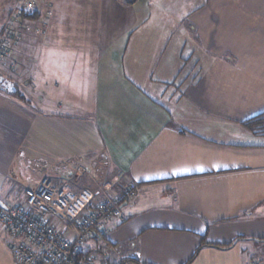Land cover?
Masks as SVG:
<instances>
[{
  "label": "crops",
  "instance_id": "0c3cea01",
  "mask_svg": "<svg viewBox=\"0 0 264 264\" xmlns=\"http://www.w3.org/2000/svg\"><path fill=\"white\" fill-rule=\"evenodd\" d=\"M155 1L43 0L24 19L0 87V204L44 174L73 187L79 166L140 186L88 243L95 264H264V135L242 124L264 111V42L218 15L264 0H194L185 22L152 21ZM16 5L0 0V29Z\"/></svg>",
  "mask_w": 264,
  "mask_h": 264
},
{
  "label": "built area",
  "instance_id": "2783aa9c",
  "mask_svg": "<svg viewBox=\"0 0 264 264\" xmlns=\"http://www.w3.org/2000/svg\"><path fill=\"white\" fill-rule=\"evenodd\" d=\"M42 1L17 2L0 35V59L7 57L9 45L29 29L23 14ZM85 173L76 166L71 179L76 181ZM89 179L93 189L74 193L67 182L58 184L44 174L23 186V201L0 207V227L8 239L11 264H95L90 248L85 250L88 243L107 233L106 222L122 220V206L132 202L140 186L126 181L118 194L112 190L116 180L99 182L91 174ZM91 250L105 249L97 242ZM248 264L260 263L250 260Z\"/></svg>",
  "mask_w": 264,
  "mask_h": 264
},
{
  "label": "rangeland",
  "instance_id": "374dc122",
  "mask_svg": "<svg viewBox=\"0 0 264 264\" xmlns=\"http://www.w3.org/2000/svg\"><path fill=\"white\" fill-rule=\"evenodd\" d=\"M19 0H17L18 2ZM153 1V0H151ZM201 3L204 5L207 0H200ZM231 0H218L217 1V4H222V6L224 7L225 4H231L230 2ZM243 4L245 3L244 1L242 2ZM18 4V3H17ZM260 4V3H259ZM232 5L234 6V3H232ZM263 5V4H261ZM37 7H39L40 5H36ZM262 7V6H261ZM195 9V6H194V0H156L154 3H153V6H152V17H151V20L152 21H160V22H185L189 19V17L192 15L193 11ZM242 7H239V4H238V10H241ZM224 11H227L226 13H218V15L222 14V15H228V16H233V19L234 18H237V20L239 22H243V21H247L248 22V26H249V22L251 21H254V25H253V28L254 29H251V28H247L245 29V31H250L249 35H252L253 37L256 38L257 40V37L259 38V43H262L264 42V35L263 34H260L261 32H264V30H262V26L260 25H263V22H264V9L261 10V12H258V13H255L254 11L252 12H235L233 11L232 9L230 10H224ZM11 15L10 14V18H11ZM9 18V19H10ZM24 24H28L29 21H24L22 20ZM26 22V23H25ZM29 25V24H28ZM15 27V26H14ZM45 27H46V24L42 22V20L40 21V26H38L37 28H35L34 31L36 32H41L40 34H43V32L45 31ZM258 27V28H257ZM16 28V27H15ZM29 29L26 31V33H29L31 32V27H28ZM3 29L4 27H2V29H0V35L2 34L3 32ZM18 31V30H16ZM170 31V30H169ZM23 33H21V35L17 38V41H19V38H21L23 35ZM38 34V33H37ZM258 34V36H257ZM42 37H44V35H42ZM263 39V40H262ZM16 44V43H15ZM15 44H10L9 45V51L7 53V57L5 58H1L0 59V86L3 87L5 85V80H10L9 77H7V75L10 77L12 76L11 75V72L6 70V62H8L7 60L4 61L6 58H12V53L15 49ZM229 58V57H228ZM14 62L11 61V66H13ZM236 64V63H235ZM12 68V67H10ZM89 174L90 173H86L85 176H83L82 178L74 181L73 180V192L74 193H77L79 192V190L81 189V180L84 178L86 181V179H88L89 181H91L89 179ZM80 180V182H78ZM74 182H78L77 184L74 183ZM92 184V183H90ZM1 228V227H0ZM7 238V236H6ZM7 241V239H6ZM8 242V241H7ZM5 244L4 242V236H0V244ZM10 253H9V250L7 251L6 249V246L4 247V251H2L0 249V264H11V260H10Z\"/></svg>",
  "mask_w": 264,
  "mask_h": 264
},
{
  "label": "trees",
  "instance_id": "16d2710c",
  "mask_svg": "<svg viewBox=\"0 0 264 264\" xmlns=\"http://www.w3.org/2000/svg\"><path fill=\"white\" fill-rule=\"evenodd\" d=\"M134 1L135 0H129V2H134ZM22 17L27 20H34L37 18V13L33 14V12L29 11L27 13H24ZM14 95L16 97L19 96L17 92H15ZM242 124L252 133L257 134V135H264V111L243 121ZM132 262H134L135 264H139L137 259Z\"/></svg>",
  "mask_w": 264,
  "mask_h": 264
},
{
  "label": "water",
  "instance_id": "95a60500",
  "mask_svg": "<svg viewBox=\"0 0 264 264\" xmlns=\"http://www.w3.org/2000/svg\"><path fill=\"white\" fill-rule=\"evenodd\" d=\"M6 82V81H5ZM1 87V86H0ZM0 207H2V208H5V206L3 205V204H0Z\"/></svg>",
  "mask_w": 264,
  "mask_h": 264
}]
</instances>
